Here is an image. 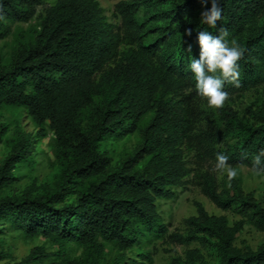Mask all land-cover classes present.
<instances>
[{
	"label": "trees",
	"instance_id": "1",
	"mask_svg": "<svg viewBox=\"0 0 264 264\" xmlns=\"http://www.w3.org/2000/svg\"><path fill=\"white\" fill-rule=\"evenodd\" d=\"M42 2L0 0V38L11 22L26 21ZM218 3L222 17L210 27L200 13L211 0H116L129 42L119 49L118 33L97 0H53L38 14L32 33L15 40L5 61L0 57V106L23 107L37 135L46 127L51 131L55 166L50 181L3 193L15 180L14 166L29 156L33 136L14 127L2 140L7 125L0 121V142L6 145L0 157V225L55 245L32 246L11 264H101L104 241L117 247V258L133 244L134 222L165 234L155 199L172 196L170 186L181 183L187 170L184 143L201 157L216 161L223 153L229 164L251 169L252 158L264 149V101L246 108L251 122L240 120L227 104L214 108L211 122L184 92L198 93L189 67L199 59L198 33L217 36L221 28L229 43L235 39L245 50L238 61L240 87L225 82L223 90L233 93L264 81V0ZM134 131L131 149L111 161L100 141ZM198 182L210 201L239 217L228 223L224 214L208 213L194 201V213L181 220L184 231L167 235L184 244L210 243L216 261L187 247L168 264H264V238L254 248L233 243L245 222L264 231L260 201L235 178L218 189L204 170ZM70 241L82 246L80 255H68ZM5 256L0 252V259Z\"/></svg>",
	"mask_w": 264,
	"mask_h": 264
},
{
	"label": "rangeland",
	"instance_id": "2",
	"mask_svg": "<svg viewBox=\"0 0 264 264\" xmlns=\"http://www.w3.org/2000/svg\"><path fill=\"white\" fill-rule=\"evenodd\" d=\"M53 0H43L37 4L33 15L26 21H14L10 23V31L0 38V57L2 61L8 58L11 46L18 38L28 37L36 24V18L44 7ZM116 0H97L101 6L105 19L113 24L114 30L118 33V48L129 45L127 35L122 26L118 13L114 10ZM189 92L193 103L196 106L207 111V116L203 118L214 122V108L209 107L207 98L199 93L190 92V88L184 89ZM264 101V81L246 89L228 93V99L224 104L235 109L240 120L251 122V117L245 111L247 107H254ZM203 114V112H199ZM0 121L6 123L7 130L2 136V140L11 135L14 127L29 132L33 136L32 146L27 159L19 161L13 168L12 173L15 176L14 182L2 189L3 193L18 191L24 185L34 182L40 183L50 181L55 166L52 160V141L51 131L46 127L43 135L34 133L35 127L27 114L26 110L20 106L2 105L0 106ZM137 140V133L130 132L122 137H106L100 141L102 148L106 149L111 161H116L122 152H128ZM186 173L182 176L180 184L170 186L172 196L157 197L155 206L161 216V221L166 228L163 235H157L145 230L138 223H133V233L136 236L135 241L129 247L122 251V255L117 258L118 249L109 241L103 242V251L99 258L101 264H168L171 257L183 255L187 247H197L206 260L210 263L216 261V256L212 245L208 242L200 244L198 241H190L186 244L179 243L170 239L167 235L171 231L183 232L182 218L188 214L194 213V201H199L208 213L224 214L228 223L237 219L239 215L231 208H221L210 201L199 188V174L207 170L216 181L217 188H225L228 184L226 173L215 170L216 161L201 157L199 152L188 143L182 145ZM6 149L5 143L0 142V157ZM237 170L235 179L244 190L252 192L264 206V172L259 175L253 174L244 164L232 165ZM264 238V231L256 229L251 224L245 222L236 232L233 240L234 245L244 248L249 246L254 248ZM43 246L47 250H54L55 245L45 238L36 236H25L19 230L11 229L7 225H0V252L6 256L0 259V264L13 263L20 259L32 246ZM66 249L70 257L80 255L82 246L77 242H67ZM23 264H40L38 262Z\"/></svg>",
	"mask_w": 264,
	"mask_h": 264
},
{
	"label": "clouds",
	"instance_id": "3",
	"mask_svg": "<svg viewBox=\"0 0 264 264\" xmlns=\"http://www.w3.org/2000/svg\"><path fill=\"white\" fill-rule=\"evenodd\" d=\"M206 2V0H205ZM222 8L218 0H211V7L200 13L202 23L215 27L222 17ZM192 30L186 29L185 35L191 36ZM226 29H219V34L213 36L207 31L198 33L200 47L199 59H192L189 65L194 74L195 87L199 95L207 98L209 107L223 108L228 99V93L223 90L225 82L240 87V71L238 61L244 56V49L233 39L230 43L225 39ZM188 51H191L189 47ZM246 155V154H245ZM264 149L252 158L251 172L259 175L264 172ZM215 170L226 173L229 186L237 176V170L228 163V156L217 153Z\"/></svg>",
	"mask_w": 264,
	"mask_h": 264
}]
</instances>
